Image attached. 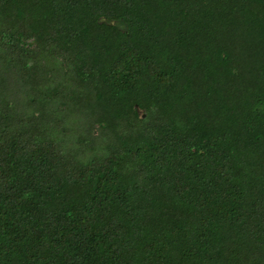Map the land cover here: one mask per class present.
<instances>
[{
	"label": "trees",
	"instance_id": "trees-1",
	"mask_svg": "<svg viewBox=\"0 0 264 264\" xmlns=\"http://www.w3.org/2000/svg\"><path fill=\"white\" fill-rule=\"evenodd\" d=\"M0 264H264V0H0Z\"/></svg>",
	"mask_w": 264,
	"mask_h": 264
}]
</instances>
